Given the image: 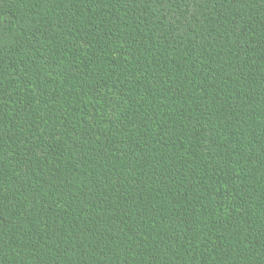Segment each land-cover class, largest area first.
<instances>
[{"label": "trees", "instance_id": "obj_1", "mask_svg": "<svg viewBox=\"0 0 264 264\" xmlns=\"http://www.w3.org/2000/svg\"><path fill=\"white\" fill-rule=\"evenodd\" d=\"M0 264H264V0H0Z\"/></svg>", "mask_w": 264, "mask_h": 264}]
</instances>
